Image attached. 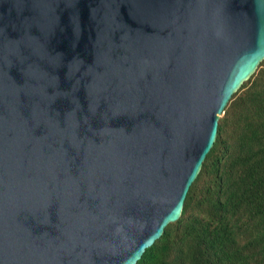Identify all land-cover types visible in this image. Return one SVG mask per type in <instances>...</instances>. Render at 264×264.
I'll return each mask as SVG.
<instances>
[{"label": "water", "instance_id": "95a60500", "mask_svg": "<svg viewBox=\"0 0 264 264\" xmlns=\"http://www.w3.org/2000/svg\"><path fill=\"white\" fill-rule=\"evenodd\" d=\"M263 59L264 0H0V264H136Z\"/></svg>", "mask_w": 264, "mask_h": 264}, {"label": "trees", "instance_id": "16d2710c", "mask_svg": "<svg viewBox=\"0 0 264 264\" xmlns=\"http://www.w3.org/2000/svg\"><path fill=\"white\" fill-rule=\"evenodd\" d=\"M136 264H264V59L221 114L181 216Z\"/></svg>", "mask_w": 264, "mask_h": 264}]
</instances>
